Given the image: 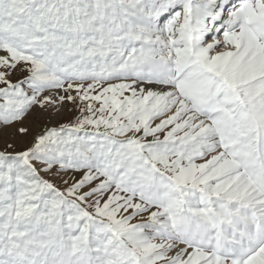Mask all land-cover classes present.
<instances>
[{"label": "snow or ice", "instance_id": "1", "mask_svg": "<svg viewBox=\"0 0 264 264\" xmlns=\"http://www.w3.org/2000/svg\"><path fill=\"white\" fill-rule=\"evenodd\" d=\"M0 264H264V0H0Z\"/></svg>", "mask_w": 264, "mask_h": 264}]
</instances>
